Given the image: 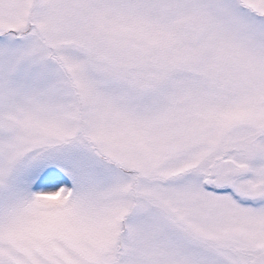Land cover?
Returning a JSON list of instances; mask_svg holds the SVG:
<instances>
[{
  "label": "snow or ice",
  "instance_id": "1",
  "mask_svg": "<svg viewBox=\"0 0 264 264\" xmlns=\"http://www.w3.org/2000/svg\"><path fill=\"white\" fill-rule=\"evenodd\" d=\"M0 264H264V0H0Z\"/></svg>",
  "mask_w": 264,
  "mask_h": 264
}]
</instances>
